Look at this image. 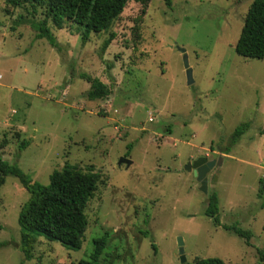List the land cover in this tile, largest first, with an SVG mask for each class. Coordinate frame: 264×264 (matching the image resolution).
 <instances>
[{
	"label": "rangeland",
	"instance_id": "1",
	"mask_svg": "<svg viewBox=\"0 0 264 264\" xmlns=\"http://www.w3.org/2000/svg\"><path fill=\"white\" fill-rule=\"evenodd\" d=\"M250 1L129 0L107 30L84 39L71 21L61 28L49 22L57 49L29 25H14L25 12L0 0V140L7 141L1 158L44 184L66 162L100 177L78 247L37 236L25 259L17 216L28 192L7 175L0 186V264H76L104 232L99 264H183L178 236L186 262L260 263L264 57L234 51ZM82 72L105 83L107 95L89 99ZM243 122L248 127L232 141ZM22 139L28 144L19 150ZM199 155L221 157L207 173V193L184 168ZM123 156L132 163L117 164ZM211 191L220 222L250 230L248 242L205 214Z\"/></svg>",
	"mask_w": 264,
	"mask_h": 264
},
{
	"label": "trees",
	"instance_id": "2",
	"mask_svg": "<svg viewBox=\"0 0 264 264\" xmlns=\"http://www.w3.org/2000/svg\"><path fill=\"white\" fill-rule=\"evenodd\" d=\"M129 0H5L7 7L22 8L13 20L14 25L27 24L36 33L37 38H45L53 47L59 49V43L52 34L49 22L61 28L64 21H71L82 27V38L90 32H102L109 28L112 21L122 12ZM143 6L149 0H136ZM239 1V0H237ZM169 3V0H166ZM41 14V18L37 15ZM114 38V33L104 39V49ZM237 55L245 58L262 59L264 57V0H251L243 18L239 36L234 44ZM80 77L89 83L86 96L89 99H99L107 95V85L96 77L87 73H80ZM248 127L247 122L237 125L232 133L234 141ZM170 132V128L167 127ZM5 137L0 140V149L6 145ZM28 140L22 139L18 149L27 146ZM130 148V145H128ZM7 175L17 177L20 184L28 192V198L23 202L17 216L20 228L19 248L25 259L33 256L32 248L37 236H44L48 240L77 248L86 229L87 218L84 208L93 196L100 181L99 174L91 168L81 170L74 165L64 163L60 169H54L49 175V181L44 184L33 181L15 163H10L0 155V186ZM258 192L264 194V184L259 180ZM264 204V202H263ZM218 199L215 191L207 197L205 214L212 218L216 225L230 230L243 237L246 242L252 233L236 224H223L218 215ZM1 228V226H0ZM107 242L104 232L95 240L94 248L88 258H80L76 264H99L101 255ZM1 244V243H0ZM259 264H264V243L256 249ZM37 264H42L40 260ZM184 264H223L217 257H195ZM245 264V263H242Z\"/></svg>",
	"mask_w": 264,
	"mask_h": 264
},
{
	"label": "water",
	"instance_id": "3",
	"mask_svg": "<svg viewBox=\"0 0 264 264\" xmlns=\"http://www.w3.org/2000/svg\"><path fill=\"white\" fill-rule=\"evenodd\" d=\"M181 52L184 53L183 48H179ZM183 64L187 68V76H188V82L191 81V74L190 70L188 69V62H187V56L186 54H183ZM122 162L126 164H130L131 160L128 157H120L117 161V164H121ZM221 162V157H218L217 159H208L206 156L199 155L195 159H192L188 161L185 165L184 168L188 171H192L193 174L196 176V179L199 182V189L203 193H207V173L212 169L215 165L220 164ZM177 248H178V255L181 263H185V255H184V250H183V242L181 237H177Z\"/></svg>",
	"mask_w": 264,
	"mask_h": 264
},
{
	"label": "built area",
	"instance_id": "4",
	"mask_svg": "<svg viewBox=\"0 0 264 264\" xmlns=\"http://www.w3.org/2000/svg\"><path fill=\"white\" fill-rule=\"evenodd\" d=\"M151 119V118H150Z\"/></svg>",
	"mask_w": 264,
	"mask_h": 264
},
{
	"label": "crops",
	"instance_id": "5",
	"mask_svg": "<svg viewBox=\"0 0 264 264\" xmlns=\"http://www.w3.org/2000/svg\"><path fill=\"white\" fill-rule=\"evenodd\" d=\"M132 163V162H131Z\"/></svg>",
	"mask_w": 264,
	"mask_h": 264
}]
</instances>
